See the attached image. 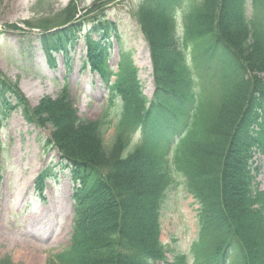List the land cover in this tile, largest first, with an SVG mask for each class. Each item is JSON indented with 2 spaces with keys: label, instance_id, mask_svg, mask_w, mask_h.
Masks as SVG:
<instances>
[{
  "label": "trees",
  "instance_id": "obj_1",
  "mask_svg": "<svg viewBox=\"0 0 264 264\" xmlns=\"http://www.w3.org/2000/svg\"><path fill=\"white\" fill-rule=\"evenodd\" d=\"M139 6L149 12L140 18L150 47L152 96L143 94L132 62L122 59L110 85L123 100L114 120L107 113L95 121L79 119L64 103L65 91L53 103L49 123L57 127V150L72 168L70 197L77 213L87 216L74 218L68 246L46 264L184 263L181 255L168 262L169 249L159 240L174 173L199 207L191 262L264 264V191L256 186L236 197L249 187L252 149L264 151V0H142ZM175 8L183 14L182 35L154 40L148 26L149 20L155 25L154 10L175 16ZM62 16L42 28L73 20L74 12L66 8ZM84 21L103 41L115 32L95 14ZM82 25L78 20L46 33L52 53L67 57L65 45ZM88 47L91 62L103 71L100 42L88 39ZM16 89L0 73V111L19 105L30 119L32 111L21 105ZM0 264L13 263L7 257Z\"/></svg>",
  "mask_w": 264,
  "mask_h": 264
},
{
  "label": "rangeland",
  "instance_id": "obj_2",
  "mask_svg": "<svg viewBox=\"0 0 264 264\" xmlns=\"http://www.w3.org/2000/svg\"><path fill=\"white\" fill-rule=\"evenodd\" d=\"M141 2L0 0V73L16 86L23 100L21 105L32 111L30 119L23 117V107L19 105L12 111L5 106L0 111V259L9 257L13 264H46L48 259L68 246L74 218L87 216L84 212L77 213L78 205L70 197L73 191L72 168L67 166L62 170L56 165L62 158L57 150V127L49 121L60 91L66 92L63 101L71 104L79 119L96 120L103 111L114 114L121 106L99 76L91 74L88 69L79 71L86 57L83 38L73 46L75 50L70 54L73 61L68 67L70 71L63 66L64 59L59 56V65L51 72L40 49L42 44L32 39L37 34L35 31L41 29L44 23L60 20L66 8L74 12V22L83 21L84 17L86 20L91 16L89 13L103 12L102 17L114 23L111 22L110 26L116 28L114 38L119 35L118 39L111 40L113 49L109 52L108 65L116 70L120 58L118 51L122 49L121 57L131 60L138 69L143 91L149 97L152 93L150 47L140 18L148 11L146 7L140 8ZM250 10L248 6L245 17ZM154 12L155 25L151 20L148 24L152 27L149 32L154 40H162L166 34L174 38L180 34L178 28L182 26L183 15L177 13L173 16L169 9ZM27 28H32V34L25 31ZM247 62L251 63L249 58ZM48 75L52 79L44 83L43 78ZM48 89L56 92L50 102L42 98ZM60 96L63 97L62 94ZM111 136L106 139L108 146H111ZM251 156L249 187L236 196L238 200L248 196L253 187L264 191V151L254 149ZM53 165L55 170L48 173L47 167ZM68 165L74 164L69 162ZM42 174L45 176L41 179ZM174 178L175 185L168 189L159 218L160 241L169 249L168 262L181 255L182 264H197L191 262L190 246L199 234L196 218L198 203L185 191L182 177L174 173ZM37 185L45 187L43 197L36 192Z\"/></svg>",
  "mask_w": 264,
  "mask_h": 264
},
{
  "label": "bare ground",
  "instance_id": "obj_3",
  "mask_svg": "<svg viewBox=\"0 0 264 264\" xmlns=\"http://www.w3.org/2000/svg\"><path fill=\"white\" fill-rule=\"evenodd\" d=\"M22 1H24V0H22ZM52 90L51 89H48L47 91H46V93H50Z\"/></svg>",
  "mask_w": 264,
  "mask_h": 264
}]
</instances>
